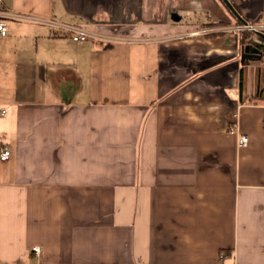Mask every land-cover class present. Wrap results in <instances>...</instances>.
Segmentation results:
<instances>
[{
	"label": "crops",
	"instance_id": "1",
	"mask_svg": "<svg viewBox=\"0 0 264 264\" xmlns=\"http://www.w3.org/2000/svg\"><path fill=\"white\" fill-rule=\"evenodd\" d=\"M227 1L0 0L123 38L6 19L0 264H264V63L221 29L264 0Z\"/></svg>",
	"mask_w": 264,
	"mask_h": 264
},
{
	"label": "built area",
	"instance_id": "2",
	"mask_svg": "<svg viewBox=\"0 0 264 264\" xmlns=\"http://www.w3.org/2000/svg\"><path fill=\"white\" fill-rule=\"evenodd\" d=\"M17 19V20H26L39 24H45L49 26L54 32L65 34L70 36V38L74 41H84L87 39H95V40H104V41H119L123 38L109 35L105 33H101L90 29L86 26H81L77 24L64 23L57 20L33 16L28 14H19L13 12H5L0 10V35L6 34V19ZM222 30L226 31H251L255 34L262 33L264 34V23H239L235 25H229L221 27ZM253 42L259 46V50L261 52V60L264 63V40L260 36H254ZM4 111L1 110L0 114ZM238 146H246L248 144V136L246 134H239L237 138ZM10 155V150L0 145V160H5ZM35 252H38V248L34 247Z\"/></svg>",
	"mask_w": 264,
	"mask_h": 264
},
{
	"label": "water",
	"instance_id": "3",
	"mask_svg": "<svg viewBox=\"0 0 264 264\" xmlns=\"http://www.w3.org/2000/svg\"><path fill=\"white\" fill-rule=\"evenodd\" d=\"M226 5L233 10L232 6L229 4V2L227 0H223ZM171 17L173 19H178L176 14L173 13L171 14ZM262 34V33H259ZM261 58V52L257 47L254 46H249V45H245L242 48V52H241V61H244L245 59H260Z\"/></svg>",
	"mask_w": 264,
	"mask_h": 264
},
{
	"label": "trees",
	"instance_id": "4",
	"mask_svg": "<svg viewBox=\"0 0 264 264\" xmlns=\"http://www.w3.org/2000/svg\"><path fill=\"white\" fill-rule=\"evenodd\" d=\"M256 35L260 36L264 40V34H255L254 32H251V31L240 32V40H241L242 46L244 47L245 45H249L251 47L254 46V47L259 48V46L255 44L252 40L253 37ZM240 84H241V77H240ZM262 91H264V87L262 88Z\"/></svg>",
	"mask_w": 264,
	"mask_h": 264
}]
</instances>
